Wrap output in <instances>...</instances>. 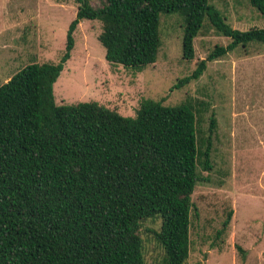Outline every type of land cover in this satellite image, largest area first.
I'll list each match as a JSON object with an SVG mask.
<instances>
[{"label":"trees","instance_id":"obj_1","mask_svg":"<svg viewBox=\"0 0 264 264\" xmlns=\"http://www.w3.org/2000/svg\"><path fill=\"white\" fill-rule=\"evenodd\" d=\"M97 1L75 0L58 62L28 65L0 86V264H147L146 221H159L151 232L161 264L188 260L192 195L208 183L198 168L212 169L214 121L206 141L198 137L203 103L144 99L124 117L93 101L57 105L53 86L83 20L100 22L105 61L134 72L157 61L161 15L182 18L184 61L194 59L202 31L229 40L171 90L237 49L264 46V28L233 29L208 0ZM247 1L264 17V0ZM231 217L229 210L218 234Z\"/></svg>","mask_w":264,"mask_h":264},{"label":"rangeland","instance_id":"obj_2","mask_svg":"<svg viewBox=\"0 0 264 264\" xmlns=\"http://www.w3.org/2000/svg\"><path fill=\"white\" fill-rule=\"evenodd\" d=\"M208 3L233 29L264 28V17L247 0ZM76 11L75 0H0V86L28 65L58 62ZM100 32L98 21L78 24L71 58L53 86L56 104L93 101L133 117L144 99L165 106L187 99L203 103L198 137L205 142L214 121L212 169L198 168L208 183L198 184L192 195L186 264H264V46H253L248 55L237 49L208 63L197 81L171 90L214 46L229 40L202 31L194 40V59L184 61L183 20L176 14L161 15L157 61L134 72L105 61L97 40ZM229 210V226L218 234ZM158 227L159 221H146L141 228L147 264H161L151 232Z\"/></svg>","mask_w":264,"mask_h":264},{"label":"crops","instance_id":"obj_3","mask_svg":"<svg viewBox=\"0 0 264 264\" xmlns=\"http://www.w3.org/2000/svg\"><path fill=\"white\" fill-rule=\"evenodd\" d=\"M8 80H9V79H8ZM8 80H7V81H8ZM7 81H6V82H7Z\"/></svg>","mask_w":264,"mask_h":264}]
</instances>
